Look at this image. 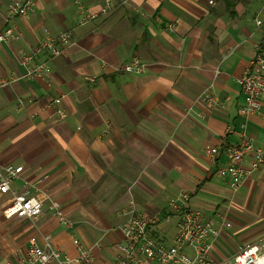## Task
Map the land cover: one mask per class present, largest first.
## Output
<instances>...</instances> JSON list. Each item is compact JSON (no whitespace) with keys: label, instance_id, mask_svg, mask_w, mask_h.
Wrapping results in <instances>:
<instances>
[{"label":"crops","instance_id":"0c3cea01","mask_svg":"<svg viewBox=\"0 0 264 264\" xmlns=\"http://www.w3.org/2000/svg\"><path fill=\"white\" fill-rule=\"evenodd\" d=\"M33 1L14 20L22 39L0 43V78L10 81L0 89V166H21L11 188L55 200L72 225L60 224L47 203L36 220L6 219L10 196L0 194V260L17 264L31 237L43 246L49 236L69 264H116L130 202L155 218L152 238L171 244L167 202L181 192L219 231L210 240L213 263L264 240V163L233 192L217 174L225 155H204L206 146L236 145L243 122L264 150V101L244 119L236 81L262 37L254 18L264 20V0H112L104 15V0ZM9 2L0 0V31ZM78 5L98 16L78 25ZM65 31L70 43L37 59L49 64L48 78H24L21 53L45 32ZM132 59L147 65L144 73L118 71ZM208 92L216 105L200 99ZM60 95L66 117L56 120L47 105ZM77 242L92 262L75 261Z\"/></svg>","mask_w":264,"mask_h":264},{"label":"built area","instance_id":"2783aa9c","mask_svg":"<svg viewBox=\"0 0 264 264\" xmlns=\"http://www.w3.org/2000/svg\"><path fill=\"white\" fill-rule=\"evenodd\" d=\"M34 6L33 0H10L6 7L4 21L5 26L0 31V43H10L22 39V35L16 27L14 20L26 16ZM112 8V0H104L98 15L106 14ZM78 25H84L94 20L98 15L91 14L82 6L78 5ZM256 29L262 30L261 39L255 45L254 56L249 61L248 67L236 80L243 97L239 106L240 115L246 119L249 115L258 113L261 102L264 101V20L256 16L254 18ZM173 24L167 25L169 31L173 30ZM71 34L68 31L57 35L45 32L36 40L29 50L20 55V64L25 70L24 78H48L51 68L47 61L38 57L50 53L56 46L69 44ZM146 64L132 59L124 64L118 71L133 74H142ZM92 80L91 78H88ZM10 83L7 79L0 78V89ZM62 97L53 98L47 105L53 108V116L56 120H63L66 112L62 108ZM208 105H216V99L211 93H205L200 97ZM18 107L24 106L22 100H18ZM36 115V114H34ZM228 131V128H227ZM223 153L226 163L217 169L219 176H227L230 189L237 191L244 180L264 163V150L253 145L251 138L246 133L245 122L240 124L239 141L233 146L204 147V155L210 160ZM250 157L248 168L242 166L243 161ZM22 172V167L0 166V194H8L10 201L1 207V215L6 218L26 217L36 220L41 214L44 204L47 203L49 210L56 220L70 227L72 222L67 219L58 202L43 196V199L35 198L28 190L16 192L11 188L12 182ZM168 217L174 220V236L171 244L155 241L151 236V226L155 218L137 211L132 202L125 210L126 219L120 226L124 244L117 246L116 264H150L146 255L154 259L156 264H215L209 257L210 240L218 236L219 231L214 222L207 218L200 210L190 204V195L187 192L178 193L168 199ZM43 246H40L35 237L29 239V245L25 257L17 264H69L66 256L53 247L50 237L43 238ZM76 262L90 263L92 255L89 248L76 243ZM0 264H12L9 261H1ZM223 264H264V240L257 243L243 245L238 252Z\"/></svg>","mask_w":264,"mask_h":264}]
</instances>
